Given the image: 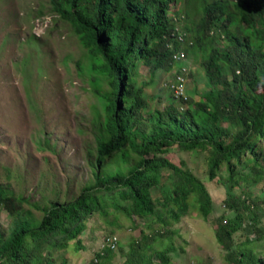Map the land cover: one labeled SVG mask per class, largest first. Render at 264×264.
Listing matches in <instances>:
<instances>
[{"label":"trees","instance_id":"trees-1","mask_svg":"<svg viewBox=\"0 0 264 264\" xmlns=\"http://www.w3.org/2000/svg\"><path fill=\"white\" fill-rule=\"evenodd\" d=\"M51 2L73 24L86 47L90 63L85 69L105 110L96 185L71 201L36 204L44 216L24 219L19 208L23 200L0 184V214L3 210L16 216L11 234L5 237L0 232V264H56L54 254L72 242L84 249L81 237L88 221L96 215L109 216L110 207L131 220L158 216L166 227L159 206L178 222L193 197L200 216L207 219L214 203L205 185L184 163L178 166L162 158L175 147L207 151L211 181L227 166L233 191L224 205L234 216L217 219V242L227 264H264L250 247L264 238L253 190L264 189V0ZM172 5L180 7L174 14ZM180 53L183 59H175ZM189 59L202 70L206 83L202 92L197 91L195 78L194 88H187ZM141 62L152 76L178 67L167 85L172 102L163 108L150 105L147 83L139 80ZM103 84L110 90L102 92ZM132 153L138 161L127 174L105 172L109 159L121 155V164H128ZM243 184L247 190L238 194L235 189ZM156 190H161V198H155ZM243 230L247 239L237 246L235 237ZM151 232L133 239L127 250L119 248L120 239L114 248L100 249L96 264L109 262L118 248L123 264H154L155 258L169 264L172 244L164 251L155 248L169 229ZM249 235L255 238L250 240Z\"/></svg>","mask_w":264,"mask_h":264},{"label":"rangeland","instance_id":"rangeland-1","mask_svg":"<svg viewBox=\"0 0 264 264\" xmlns=\"http://www.w3.org/2000/svg\"><path fill=\"white\" fill-rule=\"evenodd\" d=\"M172 6L174 14L180 7ZM88 63L87 49L75 27L54 10L51 0H0V184L23 200L19 208L24 219L44 216L36 204L45 207L71 201L96 185L95 162L99 137L104 131L105 110L85 69ZM187 66V88H194L195 78L197 91L204 89L202 70L190 59ZM173 70L152 76L147 64L140 63L139 80L147 83L146 92L153 109L172 102L167 85L174 79ZM101 89L110 90L107 84ZM120 156L107 161L104 168L107 174L120 170L127 174L138 161L132 153L130 162L121 164ZM162 158L178 166L184 163L205 185L214 203L213 213L207 219L201 217L198 204L191 197L186 215L174 222L160 205L161 219L167 222L164 227L158 216L148 220L136 217L134 223L122 211L110 207L109 216L96 215L88 221L81 237L84 249L72 242L67 249L54 254L56 264L64 261L96 264L106 237L117 236L121 241L119 248L127 250L133 239L165 228L169 229L168 235L159 239L155 248L164 251L172 244L175 249L167 254L169 264H227L226 253L215 236L217 219L222 215L234 216L224 205L227 194L233 191L227 166L211 181L207 151L191 152L175 147ZM235 190L241 194L247 187L243 184L240 190ZM253 190L258 195L256 210L264 228V189ZM154 196L161 198V190H156ZM15 218L2 210L0 232L5 237L11 234ZM246 234L247 230H243L236 235L237 246L239 242L245 243ZM251 235L250 240L255 238ZM250 247L264 260V238ZM119 248L109 262L98 263L123 264ZM154 260V264H163L160 259Z\"/></svg>","mask_w":264,"mask_h":264},{"label":"built area","instance_id":"built-area-1","mask_svg":"<svg viewBox=\"0 0 264 264\" xmlns=\"http://www.w3.org/2000/svg\"><path fill=\"white\" fill-rule=\"evenodd\" d=\"M175 59H183L182 58V54L181 53L180 54H177L175 56ZM104 241H105L104 247H106V246H112L114 248L116 246V242L118 241V237L117 236L116 237L111 236V237H109V239H106Z\"/></svg>","mask_w":264,"mask_h":264}]
</instances>
